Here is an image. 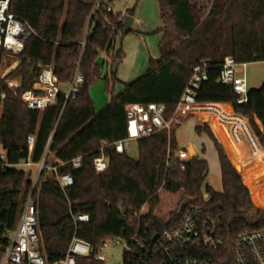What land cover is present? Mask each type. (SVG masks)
<instances>
[{"label": "trees", "instance_id": "1", "mask_svg": "<svg viewBox=\"0 0 264 264\" xmlns=\"http://www.w3.org/2000/svg\"><path fill=\"white\" fill-rule=\"evenodd\" d=\"M94 1L10 0L9 12L27 23L31 34L16 55V68L0 77V144L11 165L0 164V258L33 183L30 174L15 165L29 160L35 166L45 159L46 163H64L59 173H70L74 180L62 190L54 177L45 176L34 193L40 251L48 263L63 259L76 235L93 249L90 257L78 258L77 264H104L94 259L104 241L122 231L132 234L140 224L148 225L153 233L170 229L194 206L217 220L225 241L222 248L200 249L195 256H208L213 264H235L230 253L234 237L264 228V208L254 203L241 178L255 191L249 177L264 162V152L256 148L251 162L238 166L240 175L211 127L196 126L198 135L205 133L213 141L222 174V192L210 185L203 190L207 160L198 154L186 160L177 155L188 153L179 147L176 131L192 114L174 112L193 67L206 60L208 79L196 102L230 104L236 114L248 119L264 148V81L259 88L249 89L247 102L239 105L233 88L218 80L226 56L239 63L264 61V0H158L163 23L159 58H151L146 73L126 83L119 94L114 93L117 78L112 67L111 78L106 77L110 102L100 111L89 94L101 77L99 54L110 53L116 38L125 35L124 21L134 10L125 16L114 11L93 13ZM114 1L104 0V5L113 7ZM113 58L114 65L123 58V51ZM47 66L66 84L79 70L84 83L67 102L60 96L54 107L29 110L4 80L18 78L19 94L32 88ZM134 103L165 104L164 119L172 120L170 129L139 139L137 158L118 154L112 145L105 148L108 168L98 174L93 166L98 149L104 142L113 144L126 136V107ZM30 135L35 137L31 149ZM78 156H82V166L74 169L71 161ZM251 178L264 199V163ZM79 214H88L90 221L75 224L74 216Z\"/></svg>", "mask_w": 264, "mask_h": 264}, {"label": "built area", "instance_id": "2", "mask_svg": "<svg viewBox=\"0 0 264 264\" xmlns=\"http://www.w3.org/2000/svg\"><path fill=\"white\" fill-rule=\"evenodd\" d=\"M0 2L4 6L0 12V54L3 52L18 55L24 49V42L31 34V28L9 12L10 0H0ZM102 11L109 13L113 9L111 6H105L104 0H95L93 13ZM103 17L107 20L105 15ZM247 66L248 63H239L233 56H226L219 70L218 80L233 88L238 95L239 105L248 100ZM208 67L209 62L206 60L193 67L192 75L177 103L174 115L193 112L197 104V93L203 82L208 79ZM4 83L19 96L29 110L44 111L56 106L60 96L64 98V102L75 97L84 83V77L78 70L74 80L66 84L59 80L52 67L47 66L41 69L32 88L22 93L18 94L20 82L15 79H6ZM4 97L5 94H2L1 98ZM165 111L166 106L162 103L127 105L126 136L113 144L103 143L98 149L99 154L93 160L95 171L100 174L108 168L105 148L112 145L118 154H124L131 148L132 142L162 130H169L172 120L164 119ZM34 140V136H28L30 149ZM252 145L254 151L258 146L255 143ZM186 154L187 152H182L180 156L185 158ZM182 157L179 159L185 160ZM71 163L74 169L81 168L82 156L75 157ZM0 164L11 166L4 155H0ZM63 164L46 163L45 159L37 164V175L32 180L31 189L25 197L17 227L9 237L8 243L2 248L0 264H77L78 258H88L92 255L93 249L90 243L76 235L70 243L66 256L61 260L48 263L40 251L41 235L34 193L45 176L54 177L62 190L72 186L74 183L72 175L60 174L58 171L59 166ZM15 166L31 167L34 164L28 160ZM74 221L75 224L88 223L90 217L88 214H79L74 216ZM156 233L158 237L152 242L155 233L151 232L148 225L140 224L132 234L122 231L120 235L104 241L95 253L94 259L105 264L102 251L111 248L112 244L121 252L120 264H213L208 256H195V253L200 249L216 251L225 243L222 227L217 220L194 206L188 209L176 226ZM230 253L235 264H264V228L234 237Z\"/></svg>", "mask_w": 264, "mask_h": 264}, {"label": "rangeland", "instance_id": "3", "mask_svg": "<svg viewBox=\"0 0 264 264\" xmlns=\"http://www.w3.org/2000/svg\"><path fill=\"white\" fill-rule=\"evenodd\" d=\"M116 13H120L121 11L126 10H134L133 24L131 27V31L125 35H120L116 38L114 42V49L110 51V53H106L105 51L101 52L98 57V64L100 67L101 77L98 79L89 89V94L93 100L94 107L97 111L105 108L109 102L111 95L107 91V81L106 77L111 78L112 67L111 64L108 63V57L110 56L114 60V56L116 52L119 50L123 51V58L118 66L116 72L117 81L114 84V93L119 94L124 90V85L127 82H132L134 79L142 76L146 73L149 67L150 59H158L160 56L159 43L161 40L160 30L162 29L163 23L160 16V6L158 0H115L114 4H112ZM123 16L126 13L122 14ZM18 58L13 54H4L2 59V64L0 68V77L4 78L6 75H9L17 66ZM18 79V78H11ZM264 81V61H257L248 63L247 66V83L249 89L259 88ZM66 88V87H65ZM208 113L203 114L199 123L206 124L211 121L214 123L218 122L221 124L222 129L224 130L225 140L228 144L237 142V137L233 134V130L229 120H221L218 119L216 114L211 109V107H204ZM231 112H233L231 110ZM2 114V106H0V118ZM194 115V111L191 113ZM217 117V118H216ZM189 126H185L183 129H180L178 132L179 139L181 142H185V140L194 139L197 140V144L199 141L205 139V134L198 135L193 127L194 122H197V116L191 117ZM226 129H224V127ZM243 138V143L240 146L246 150L247 155L252 152V143L250 145L247 143V139L244 134H241ZM184 136V139H183ZM207 139V138H206ZM205 139V141H206ZM208 141V139H207ZM206 141V142H207ZM188 150V149H187ZM127 154L130 157L137 158L139 154L138 144L137 142H132L131 148L127 150ZM181 153L177 155L179 157ZM0 155L6 156V152L3 146L0 144ZM190 155L187 153L186 157L182 159H189ZM205 157L208 158L210 164H212L213 160L216 161L217 155L214 149L205 152ZM21 169L26 170L27 173L30 174L31 179H35L38 166L19 167ZM239 171V170H238ZM241 175V173H240ZM243 183L248 186L251 194V198L254 203L260 207L264 208V203L255 201L254 193L252 188L247 185L244 178L241 176ZM208 180L219 188L221 185L220 178L216 174V172H212L208 175ZM258 190V188H257ZM259 193V191H258ZM260 196V194H259ZM261 198V197H260ZM262 199V198H261ZM264 200V199H262ZM111 244V242H110ZM112 248V249H111ZM111 248L105 249L102 251V254L105 256V264H120L121 263V252L119 248L112 246Z\"/></svg>", "mask_w": 264, "mask_h": 264}, {"label": "crops", "instance_id": "4", "mask_svg": "<svg viewBox=\"0 0 264 264\" xmlns=\"http://www.w3.org/2000/svg\"><path fill=\"white\" fill-rule=\"evenodd\" d=\"M112 9L116 13V11L114 10V7H112ZM127 11L128 10H126L125 12L121 11L120 13L124 14ZM113 49H114V45H113L112 50ZM106 53H108V52H106ZM107 61H108V63L111 64V67H112L114 60L109 56ZM15 80L17 82H20L19 79H15ZM127 83H130V82H127ZM204 107H211V109H214L213 111H215L214 113L216 114L218 119L229 120V123L231 124L232 130H233V134L237 137V142L232 143V145L228 144L227 141L225 140V136L223 133L224 130L222 129L221 124L219 123V120L217 123L216 122L214 123V121H211V122L206 123V124H208L211 127V129L214 131V133L219 138L227 156L230 158V160L233 163V165L235 166V168L238 167L239 165L244 164V163L247 164V163L251 162V159L254 158L253 155H254L255 149H254V151L252 149L251 150L252 152H250V154L247 155V152L244 149V147L242 148L240 146V144L243 143V138H242L241 134L245 135V138L247 139V143L249 145H250V143H253V144L255 143L258 146L257 148H259V150H262L264 152V148H262V146L259 142V139L256 137L255 133L253 132V130H252V128L248 122V119L242 115L236 114L233 111V108L231 107V105L228 103H207V104L197 103L194 107V110H193L194 115L192 114V117L197 116V122H194L193 127L191 129L195 130L196 126L203 125L202 123H199V120H201L203 118V117H201L203 114L208 113L206 110L203 109ZM231 110L233 112H231ZM189 122H190V120L185 121L176 131V138H177L178 145L180 148H186V149H189V147H191V146L194 147L196 153L199 156V159L207 160L209 169H208V174H207L205 181H204V184H203V190L205 189L206 185H210L215 191L222 192L223 191V184H222V174H221L219 157H218V153L215 149V145H214L213 141L209 138V136L207 134L203 133L206 136L205 139L207 138L208 141L206 139V141H207L206 142L205 139H203V140L199 141L200 145H198L197 144L198 141L194 140V139H189L186 141L184 139V136H183V139L185 140V142H181L182 140L179 139V135H178L179 130L183 129L185 126L188 127L190 124ZM224 129H226V128L224 127ZM248 132L251 135V137L255 140L254 142L252 140H250V138H249L250 135L248 134ZM211 149H214L216 152V155H217L216 161L213 160L212 164H210V161L208 160V158L205 157V152L206 151L208 152ZM242 158H245V160L243 162L237 163L239 160H242ZM263 163H262V165H263ZM262 165L259 168L251 171L250 177H249V182H250V184H253V186L255 188V191H253L255 201H259V202L264 203V200H262L259 196L256 184L253 182V180L251 178L252 174L255 171L259 170L262 167ZM211 171L214 173L216 172V174L220 178L221 185L219 188L216 186V184L214 186V184H212L208 180V175L211 173ZM238 172L240 173V171H238ZM204 199L205 200L209 199V195L206 194L205 192H204Z\"/></svg>", "mask_w": 264, "mask_h": 264}, {"label": "water", "instance_id": "5", "mask_svg": "<svg viewBox=\"0 0 264 264\" xmlns=\"http://www.w3.org/2000/svg\"><path fill=\"white\" fill-rule=\"evenodd\" d=\"M133 24V18L131 16H127L125 21H124V32L125 34L129 33L131 31V26ZM96 25L93 24L91 29H90V34L92 35L95 31ZM120 61L117 60L115 61L114 65H113V72H117L118 66H119ZM189 155L191 157H194L197 153L194 149V147H189L188 149ZM236 170L238 171V167H236ZM186 204V202H184V205ZM158 237V233H155L152 242H154L156 240V238Z\"/></svg>", "mask_w": 264, "mask_h": 264}, {"label": "bare ground", "instance_id": "6", "mask_svg": "<svg viewBox=\"0 0 264 264\" xmlns=\"http://www.w3.org/2000/svg\"><path fill=\"white\" fill-rule=\"evenodd\" d=\"M4 9L3 3L0 2V12Z\"/></svg>", "mask_w": 264, "mask_h": 264}]
</instances>
